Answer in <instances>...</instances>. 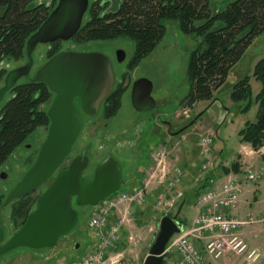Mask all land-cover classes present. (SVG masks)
<instances>
[{"label": "rangeland", "instance_id": "obj_1", "mask_svg": "<svg viewBox=\"0 0 264 264\" xmlns=\"http://www.w3.org/2000/svg\"><path fill=\"white\" fill-rule=\"evenodd\" d=\"M89 1L91 5L95 0ZM116 1L118 0H112V8L116 5ZM233 1L235 0H228L227 4ZM87 19L88 16L86 15L84 22ZM198 43L199 38L195 35L185 34L177 21L167 22L165 37L157 49L143 60L136 69L129 70L128 66L135 53V43L131 40L119 39L111 42L86 44H77L72 41L61 42L60 52H99L107 56L114 65L115 90L120 84L129 88L121 100V109L114 118L105 120L102 111L95 119L83 116L82 131L73 146L70 156L65 160L60 170L68 168L74 159L86 151L90 163L84 177L87 181H91L98 165L110 155L117 160L123 169L124 185L118 193L128 192L132 190L131 182H129L130 175L135 174L138 176L142 174V178L139 176L142 183L146 175V169L150 165L149 159L152 151L154 148L164 145L163 141L170 138L165 123H169L173 130L179 131L181 128L188 126L198 115H202L201 118L183 133H196L197 137L201 135L211 136L213 139L212 147L217 154H222L223 162L236 160L238 150L242 145L240 132L245 129L247 124H254L258 119V105L255 98L261 89V84L251 76L255 65L264 58V34L258 37L247 50L229 76L225 86L216 93V100L211 103L199 102L190 110L187 118L184 116V110L186 109L183 108V102L190 92L188 65L190 56L197 48ZM51 49L52 46L50 45H39L36 48L33 53L34 67L31 76H34L38 69L48 61V54ZM120 50L126 54V60L122 64L117 62L116 57L117 52ZM25 63L26 58L18 63L10 62L7 65V71L23 66ZM247 76L251 77V106L250 110L244 113L242 110L248 101L235 104L231 101L230 94L234 84ZM139 79H146L153 85L152 97L156 103L153 111L138 113L132 107V85ZM2 85L3 80H0V87ZM9 100L10 95H7L0 104V110ZM51 103L52 101L45 106L46 110L49 109ZM78 108L81 110L80 105H78ZM161 129L164 131L163 134L158 133ZM183 133L172 139H179ZM47 134L48 127L39 128L9 158L1 171L7 175V179L3 180L0 177L2 203L7 194L32 167ZM176 142H171V145L176 146ZM179 148L181 149L179 150ZM182 150V145H180L176 152L171 153L170 163L172 166L180 165L183 158ZM260 165L264 166V160H259L247 168H256ZM220 180L218 179L219 182H221ZM262 180L259 181V183L262 181L260 188L257 186L258 183L247 185L254 186V192L242 197L241 213L235 212L233 214L239 218L252 216L257 223L251 228H247V230L253 228L262 230L259 234L254 235L252 240L249 239L250 246L256 248L259 254L258 259L252 264H264V178ZM50 183L51 181L46 183L41 189L32 194V197H39ZM150 194L148 198L153 202H150L142 212L139 211L140 208H138L139 210H133L132 208L130 221L119 231L118 242L110 252V256H120L121 264H144L155 241L158 223L162 218L161 213L171 216H176L178 213L182 201L175 198L173 191H160ZM160 195H162V198L157 200V196ZM146 202L147 200L142 204ZM170 203H173V206H170ZM103 204L104 201L99 206ZM35 208L36 205L32 210ZM73 208L79 213V222L68 235L60 239L55 249L31 250L19 248L2 256L0 264H73L85 257L91 252L92 246L98 242L99 235L89 228L90 219L96 213L98 207H77L73 202ZM12 212L13 208L10 205L0 213V225L5 232L4 243L20 229L19 224L14 223L12 219ZM194 214L193 208L189 205L185 206L183 213L180 215V220L187 222L189 225L194 219ZM174 258L178 259L176 255H174ZM215 264L231 263L221 260ZM234 264H242V261L238 260Z\"/></svg>", "mask_w": 264, "mask_h": 264}, {"label": "trees", "instance_id": "obj_2", "mask_svg": "<svg viewBox=\"0 0 264 264\" xmlns=\"http://www.w3.org/2000/svg\"><path fill=\"white\" fill-rule=\"evenodd\" d=\"M227 1L118 0L112 8V0H95L89 6L88 19L72 42L131 40L135 43V53L128 67L134 70L157 49L165 37L166 23L177 21L185 34L199 38L198 46L190 56V92L183 102V108L191 110L199 102L216 100V93L225 86L247 50L264 34V0H235L228 4ZM57 4L58 0H0V80H4L9 72L7 65L10 62L18 63L26 58L29 38L43 25ZM60 44L50 45L48 60L60 53ZM252 77L261 84L255 98L258 119L240 132V140L259 151L264 147V58L255 65ZM250 83V76L242 78L234 84L230 94L235 104L248 101L242 110L244 113L251 106ZM128 88L120 84L114 89L105 102V120L118 114ZM8 95L10 100L0 110V171L36 130L49 126L45 106L54 98L45 84L25 81ZM232 170L239 173L237 164L230 169L225 168L224 172L229 174ZM209 180L204 176L199 179L202 185L194 189L187 204L193 203L203 193ZM39 197L33 198L31 194L11 204L12 219L19 228L25 224ZM184 203L183 199L179 208ZM168 216L179 219V214ZM173 262L180 264L174 256Z\"/></svg>", "mask_w": 264, "mask_h": 264}, {"label": "water", "instance_id": "obj_3", "mask_svg": "<svg viewBox=\"0 0 264 264\" xmlns=\"http://www.w3.org/2000/svg\"><path fill=\"white\" fill-rule=\"evenodd\" d=\"M89 6V0H58L47 20L29 38L26 63L9 71L0 87V104L23 81L45 84L54 95L47 110V137L32 167L6 196L0 206V213L12 203L53 181L38 198L36 208L29 214L25 224L3 246L5 232L0 225V258L19 248L55 249L60 239L68 235L79 222V213L73 208V202L77 207L96 208L124 185L123 169L110 155L98 165L90 182L83 178L89 166L86 151L58 173L82 131V113L89 118H97L101 106L114 91L116 75L111 60L99 52H60L31 76L36 48L39 45L72 41L82 28ZM116 57L120 64L126 60V54L121 50ZM152 91L153 85L146 79L133 83L131 101L135 111L147 113L155 109ZM201 116L198 115L188 126L175 133H172V126L167 123L169 133L173 137L180 135ZM0 177L7 179L3 172ZM181 230V222L177 217L164 214L144 264H173V257L166 250L170 240Z\"/></svg>", "mask_w": 264, "mask_h": 264}, {"label": "built area", "instance_id": "obj_4", "mask_svg": "<svg viewBox=\"0 0 264 264\" xmlns=\"http://www.w3.org/2000/svg\"><path fill=\"white\" fill-rule=\"evenodd\" d=\"M184 116L189 117V110L184 112ZM198 146L203 157H210L212 137L199 136ZM170 159L171 151L167 146L156 147L151 153L150 165L141 187L117 193L98 207L89 222V228L99 235L96 249L73 264H121L120 256H110V252L118 242L119 231L129 223L132 208L144 203L152 192L173 191L175 198L184 197L180 189L183 169L177 165L172 166ZM213 165L209 159L202 165L201 171L206 172ZM263 178V165L249 167L241 173L228 175L219 188L201 193L195 204L197 215L192 226L184 228L173 237L166 252L176 255L180 264H215L221 260L254 263L259 257L258 251L249 245L243 231L257 222L252 216L239 218L233 213L239 207L244 188ZM112 214L118 217L116 221L111 220Z\"/></svg>", "mask_w": 264, "mask_h": 264}, {"label": "crops", "instance_id": "obj_5", "mask_svg": "<svg viewBox=\"0 0 264 264\" xmlns=\"http://www.w3.org/2000/svg\"><path fill=\"white\" fill-rule=\"evenodd\" d=\"M255 81L257 82V80H255ZM259 92L260 91H258L257 95L259 94ZM165 124L167 127V134L169 135L170 138L169 139L167 138L168 140L163 141L164 145L170 149L171 153L176 152L177 148L180 145H182V148H183V150L181 152V154L183 155V158H182V161L180 163L181 166L180 165L179 166L183 169V183H182L180 189L184 192V198L183 199L185 200V203L182 204V206L180 208H178L177 214H179L178 220L181 222V224L184 223V227L189 228L190 226H192V223H193V221L197 215V212L195 209V204H196L197 199L195 201H193V203H191V204H187L188 203L187 201L191 197V193L194 191V189L198 188L199 186L202 185V183L199 182V179L202 178L203 176L205 179L210 178V180L207 184V187L203 190V192L207 189L219 188L223 184V182L226 180L228 175H230L231 173H235L234 172L235 170L234 171L232 170L229 174H225V172H224L225 168L230 169V168H232V166L237 164L238 169H239V173H241L249 165H252L253 163H257L259 160H264V147L262 149H260L259 151H254L251 146L246 145V144H242L241 148L238 150V153H237L238 158L234 161H231V162H223V160L221 158L222 154H217L215 152L214 148L212 147L213 151H212L210 157L205 158L200 154V149L198 146V137L196 136L197 135L196 133L195 134H192V133L184 134L183 133L179 139L174 140V139H172L174 137L169 133V128L167 126V123H165ZM162 132H164L163 129H161V131L159 130L158 133L163 134ZM189 136H192V137H189ZM174 141L175 142L177 141L176 146L171 145L172 144L171 142H174ZM180 149L181 148H179V150ZM207 159L208 160L210 159L214 163V165L210 170H208L206 172H202L201 167ZM139 176H140V178H142V174L138 175V176L135 174L130 175L129 182H131V185H132V190H130V191L136 190L139 187H141L142 183H141V179L139 180ZM218 179H221L220 180L221 182H219ZM262 181L257 184L258 188L261 187ZM251 187L246 186L244 188V191L240 197L239 207L235 212L241 213V209L243 206V202H242L243 198L242 197H245V196L249 195L250 193L254 192L253 191L254 186L252 188ZM158 192H160V191H158ZM159 197L162 198V195L157 196V200L159 199ZM183 199H180V200L182 201ZM150 202L152 203L153 200H151L150 198H147V202L145 204L137 205V206L133 207V210H139L138 208H140L139 211L142 212L144 210V208L147 207ZM188 205L191 208H193L194 213H195L194 219H193L192 223L189 225L187 224V222L185 223L184 221L180 220V215L183 213L185 206H188ZM162 215H163V213H161V216ZM117 219H118V217L115 214H112L111 220L116 221ZM159 222H160V220H159ZM261 231H262L261 229H257V228H253L250 230L245 229L243 231V235L250 245L249 239L252 240V238H254V235L259 234ZM85 241H86V239H85ZM96 246H97V242L92 246V250L89 253L94 252L96 249ZM253 249H256V248H253ZM80 260H78V261H80ZM237 261L236 260H229L226 262L234 264Z\"/></svg>", "mask_w": 264, "mask_h": 264}, {"label": "flooded vegetation", "instance_id": "obj_6", "mask_svg": "<svg viewBox=\"0 0 264 264\" xmlns=\"http://www.w3.org/2000/svg\"><path fill=\"white\" fill-rule=\"evenodd\" d=\"M111 62H112V61H111ZM123 63H124V62H123ZM112 64H113V63H112ZM113 67H114V65H113ZM115 86H116V85H115ZM114 89H115V88H114ZM76 105H77V107H78L79 103L76 102ZM78 109H79V108H78ZM104 109H105V103L101 106L99 113H100L101 111L103 112ZM80 111H81V110H80ZM84 115H85V114L82 113V116H84ZM85 116H86V115H85ZM86 117H88V116H86ZM88 118H89V117H88ZM83 122H84V120H83ZM176 131H177V130H173V129H172V133H175ZM82 154H83V153H82ZM80 156H81V155H80ZM78 157H79V156H78ZM71 163H72V162H71ZM89 163H90V161H89ZM88 167H89V166H88ZM65 169H66V168H65ZM63 170H64V169H63ZM1 171H2V170H1ZM1 171H0V173H2ZM60 171H62V170H59L58 173H59ZM83 178H84V180H85L86 182H90V181H87V180L85 179L84 175H83ZM92 180H93V179H92ZM92 180H91V181H92ZM52 181H53V180H52ZM52 181H51V183H52ZM51 183H50V184H51ZM7 195H8V194H7ZM4 244H5V243L3 242L1 245L3 246Z\"/></svg>", "mask_w": 264, "mask_h": 264}]
</instances>
